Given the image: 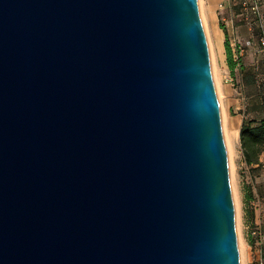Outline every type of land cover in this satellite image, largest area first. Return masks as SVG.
<instances>
[{"label":"water","instance_id":"95a60500","mask_svg":"<svg viewBox=\"0 0 264 264\" xmlns=\"http://www.w3.org/2000/svg\"><path fill=\"white\" fill-rule=\"evenodd\" d=\"M0 264H242L200 0H0Z\"/></svg>","mask_w":264,"mask_h":264},{"label":"crops","instance_id":"0c3cea01","mask_svg":"<svg viewBox=\"0 0 264 264\" xmlns=\"http://www.w3.org/2000/svg\"><path fill=\"white\" fill-rule=\"evenodd\" d=\"M223 1L224 0H204V9L215 35L218 59L222 65L221 92L226 107L228 127L230 129L234 128L236 137H239L241 143V129L244 120L247 115L250 116L252 114L247 113V110H250L254 105L264 103V86H261L262 80H264V54L259 52L257 47L254 46L248 50L247 54L249 53V56H246L247 54L242 56L241 63L235 70L231 69L228 62L226 45L227 34L222 24H225L228 29L232 31V20L238 12V7H232L227 3L226 9L220 10L219 5ZM235 27L242 40L249 37L250 31L247 26L241 25V28H239L236 23ZM243 27H246L248 29L247 31H249L245 38L241 35ZM251 50L253 53H250ZM233 51L235 53L234 48ZM261 160H264V155H262ZM243 164L246 169L250 170L244 162V158ZM245 251L247 264H253L252 247H250L249 244L246 245Z\"/></svg>","mask_w":264,"mask_h":264},{"label":"rangeland","instance_id":"374dc122","mask_svg":"<svg viewBox=\"0 0 264 264\" xmlns=\"http://www.w3.org/2000/svg\"><path fill=\"white\" fill-rule=\"evenodd\" d=\"M200 8L204 27L206 30L208 43L210 47L211 63L213 75L220 99L222 122L225 140L227 144L230 174L234 201L236 206V224L238 230L241 262L247 264L246 261V245L252 247L253 264H258L259 259V238L253 235L255 230H264V160L262 168L256 173V176L250 170L246 169L243 164L241 153V143L239 137H236L234 128L228 127L226 107L221 92L222 88V65L218 59V53L215 45V35L212 30L211 23L204 9V0H200ZM244 25L243 22H237V26ZM245 26V25H244ZM246 28V27H245ZM243 27L241 35L247 37L249 31ZM253 53L251 50L250 53ZM249 56V53L246 55ZM264 78V77H263ZM261 86H264L262 80ZM262 114L254 112L250 115L252 118L261 117ZM254 198H251V195Z\"/></svg>","mask_w":264,"mask_h":264},{"label":"built area","instance_id":"2783aa9c","mask_svg":"<svg viewBox=\"0 0 264 264\" xmlns=\"http://www.w3.org/2000/svg\"><path fill=\"white\" fill-rule=\"evenodd\" d=\"M229 3L232 7L237 6L238 12L232 20V47L236 55L245 56L252 47H257L264 54V0H224L219 5L220 10H225ZM226 21V20H225ZM243 22L248 27L250 35L242 40L236 30V23ZM253 235L259 238L258 264H264V231L255 230Z\"/></svg>","mask_w":264,"mask_h":264},{"label":"trees","instance_id":"16d2710c","mask_svg":"<svg viewBox=\"0 0 264 264\" xmlns=\"http://www.w3.org/2000/svg\"><path fill=\"white\" fill-rule=\"evenodd\" d=\"M227 34V51L228 62L232 70L241 63L242 57L235 55L232 47V31L228 29L225 24H222ZM264 97V96H263ZM260 113L261 117L252 118L248 116L245 118L241 129V146L244 162L250 168V172L256 176V173L262 168L263 161L261 160L264 155V103L260 105H254L247 110V113ZM254 198V195H251ZM264 231V230H262Z\"/></svg>","mask_w":264,"mask_h":264}]
</instances>
